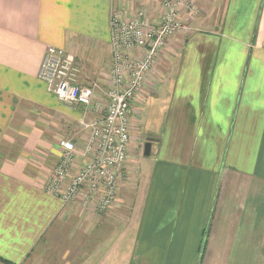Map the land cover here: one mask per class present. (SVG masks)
<instances>
[{
	"label": "crops",
	"instance_id": "0c3cea01",
	"mask_svg": "<svg viewBox=\"0 0 264 264\" xmlns=\"http://www.w3.org/2000/svg\"><path fill=\"white\" fill-rule=\"evenodd\" d=\"M245 1L205 0L183 48L185 34L147 75L135 116L156 141L144 170L130 144L125 174L139 180L119 212L45 190L60 141L86 135L84 110L40 72L56 46L84 65L83 84L101 77L112 10L154 15L162 0H0V264H264V0L256 23Z\"/></svg>",
	"mask_w": 264,
	"mask_h": 264
},
{
	"label": "built area",
	"instance_id": "2783aa9c",
	"mask_svg": "<svg viewBox=\"0 0 264 264\" xmlns=\"http://www.w3.org/2000/svg\"><path fill=\"white\" fill-rule=\"evenodd\" d=\"M111 20L113 64L108 82L91 80V84H83L76 58L56 46L48 47L40 72L49 92L68 106L84 109L87 120L80 125L87 135L83 147L72 140L60 141L61 158L49 174L45 189L61 195L65 203L80 196L94 199L100 210L115 205L117 180L127 172L136 120L134 106L144 104L145 100L142 82L156 64L165 37L180 26L173 13L155 34L148 33L149 19L144 18L139 24L120 11L113 13ZM135 49H146L143 59L129 60L130 56L124 53ZM105 73L101 75L103 79ZM104 102L107 110L102 113L99 108ZM77 157L84 163L71 179Z\"/></svg>",
	"mask_w": 264,
	"mask_h": 264
},
{
	"label": "rangeland",
	"instance_id": "374dc122",
	"mask_svg": "<svg viewBox=\"0 0 264 264\" xmlns=\"http://www.w3.org/2000/svg\"><path fill=\"white\" fill-rule=\"evenodd\" d=\"M258 1L259 0H246L244 2V5L246 7V11H241L240 12L241 18L246 15V19H247V16H250V15L253 16L254 15V21L256 23V18H257V13L258 12L255 9L257 7ZM206 4L207 3H205V0H162L161 7L159 9L158 14L152 15L150 10L147 7H143L142 5H140V4L135 2L134 6H133L134 10H132V12L129 13V18H131V20H133L134 22H137L139 24L144 21V18L146 20L149 19L150 22H149V25L147 26L148 33L155 34L156 32L160 31L163 28V26H164L167 18L169 17V15L173 13L175 20L179 23L180 26H179V28L175 29L172 32V34H170L167 37H165L164 45L162 46L161 53L164 52V51H167V50L168 51H172V47L173 46L171 45V43L173 42L174 38L176 39L177 37H181V38L184 39V37L182 35L185 34V39L180 43V45L174 47V48H176V51H177L180 47H181V49L183 48L182 45L186 42V39L189 37L188 35L193 31V28H195V26L193 24L196 22V20L197 19L202 20V19L206 18L207 14H208L206 9H205V5ZM233 7H234V5H233ZM231 10H232L231 12L234 11V9H232V6H231ZM115 12L120 13V11L115 9V10H112V12H111V16H110V46H112V43H111V21H113V20H111V18H112L113 13H115ZM152 12H154V10H152ZM148 13H150L153 17L155 16V18L154 19L150 18L149 17L150 15ZM196 23L199 24L200 21H198ZM110 49H111V47H110ZM145 51H146V49H140V50L135 49V50H131L130 53H127V52H124V53L130 56L129 60H141L144 57V52ZM46 53H47V51H46ZM110 53H111V56H112L113 52L110 51ZM161 53L157 54L158 62L160 60ZM112 64H113V58L111 57L110 65H112ZM110 65L106 66L102 70L101 74L106 72L105 75H104V79L101 78V77L93 78V79L89 78L88 81L84 82V83L89 85V84H91V80H96V82H98V83L101 82L103 84H104V81L108 82V75L110 74V71L112 69ZM77 67L79 68L80 78H81V81H82V76H85V74H86V68L81 63V61L77 62ZM153 68H154V65L151 68V70H153ZM128 74L129 73H127V75ZM145 85H146V80H143V82H142V90L145 89ZM141 106H142V104H136L134 106V109H135V107L137 109H140ZM99 109H100V112L105 113V111L107 110V103L104 102L102 108H99ZM82 110H84V109H82ZM95 114L97 115V113H95ZM80 117H81V119H80L81 122L87 121L85 119L86 118L85 113L81 114ZM141 118H142V116H141ZM138 119L139 118H137L135 120V129H134V132H133L134 135L132 133L131 145L133 144V146H134V144H135V146H136L135 150L140 151V153H141V150L144 149V144L146 143V139L148 137H150L149 136L150 133L147 132V130H145V127L147 126V124H145V123L142 124V121H139ZM80 121L78 122L79 125H81ZM138 129H140V132L138 131ZM135 134H137V135H135ZM139 140H140V142H139ZM138 144H139V146H138ZM140 158L141 159H139V165H140V163H142V167L141 168H142V170H144V168H143L144 162H147L148 160H150L151 157H144V155L141 153L140 154ZM136 160H138V159L134 158V161L132 163L133 166L131 167V169H133L134 167H138ZM58 164H59V161L56 163L55 166H57ZM80 167H81V165L80 166H77L76 164L73 165L74 172L71 175V179L73 177V174L74 173L76 174V172L79 171ZM132 171H133V173L129 172L127 174H123V177L119 181L117 180V182H118L117 191H116L117 194H116V198H115L113 203H115L114 207L117 205L118 208H120L119 212L126 211V210H127L126 212H128L129 211V207L128 206L134 204V202L132 200H130L129 202H127V204H128V205H126L127 207L122 210V208L124 206H123L122 202H120L121 200L120 201L118 200L121 197L120 194L125 189L128 190L127 193H130L129 192L130 189L134 190L138 186L137 183H138V180H139L138 179L139 169L135 168ZM48 178L49 177H47V179L45 181L44 188H46V184L48 182ZM58 197H60L62 199L61 195H59ZM134 197H135V195L132 196V199ZM78 198H81V196L78 197ZM96 199L98 200V196H97ZM134 201H135V198H134ZM72 202H74V201H72ZM131 202H133V203L131 204ZM109 208H111V207H109Z\"/></svg>",
	"mask_w": 264,
	"mask_h": 264
},
{
	"label": "water",
	"instance_id": "95a60500",
	"mask_svg": "<svg viewBox=\"0 0 264 264\" xmlns=\"http://www.w3.org/2000/svg\"><path fill=\"white\" fill-rule=\"evenodd\" d=\"M156 139L155 138H147L146 139V143H145V146H144V156H150L151 154V147H152V143L155 142Z\"/></svg>",
	"mask_w": 264,
	"mask_h": 264
}]
</instances>
